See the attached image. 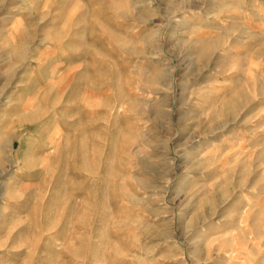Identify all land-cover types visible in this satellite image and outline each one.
Returning <instances> with one entry per match:
<instances>
[{"label":"rangeland","instance_id":"1","mask_svg":"<svg viewBox=\"0 0 264 264\" xmlns=\"http://www.w3.org/2000/svg\"><path fill=\"white\" fill-rule=\"evenodd\" d=\"M0 264H264V0H0Z\"/></svg>","mask_w":264,"mask_h":264}]
</instances>
